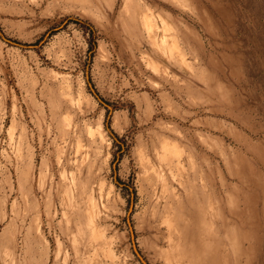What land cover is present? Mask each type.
I'll list each match as a JSON object with an SVG mask.
<instances>
[{"label": "rangeland", "instance_id": "rangeland-1", "mask_svg": "<svg viewBox=\"0 0 264 264\" xmlns=\"http://www.w3.org/2000/svg\"><path fill=\"white\" fill-rule=\"evenodd\" d=\"M0 264H264V0H0Z\"/></svg>", "mask_w": 264, "mask_h": 264}, {"label": "bare ground", "instance_id": "bare-ground-1", "mask_svg": "<svg viewBox=\"0 0 264 264\" xmlns=\"http://www.w3.org/2000/svg\"><path fill=\"white\" fill-rule=\"evenodd\" d=\"M79 146H80V144H79ZM165 146H167V145H165ZM76 147H78V146H76ZM78 149H79V147H78ZM78 149H76V152L78 151ZM164 149H166V148H164ZM173 150V149H172ZM176 151V150H175ZM163 152H165V150H163ZM77 153H79V152H77ZM81 153V152H80ZM160 153V152H159ZM174 153V152H173ZM83 154H85V153H83ZM167 154V153H166ZM176 154V153H175ZM167 156V155H166ZM165 156V157H166ZM182 156V155H181ZM164 157V158H165ZM174 157V156H173ZM82 159V158H81ZM166 159V158H165ZM169 159V158H168ZM168 159H166V160H168ZM87 160V159H86ZM170 160V159H169ZM77 161H78V159H77ZM174 161V160H173ZM84 162V161H83ZM168 162V161H167ZM180 163V161H177V164H179ZM87 164V163H86ZM172 164V163H171ZM179 165H181V164H179ZM153 167L154 166H152V169H153ZM154 171H155V174H154V177H155V179H158V181H160V185H162L163 187H166L168 184L165 182V180H166V176H165V171H163V169L160 167H156V168H154L153 169ZM153 177V176H152ZM154 179V178H153ZM74 180V179H73ZM162 187V188H163ZM160 188V187H159ZM162 191V190H161Z\"/></svg>", "mask_w": 264, "mask_h": 264}, {"label": "trees", "instance_id": "trees-1", "mask_svg": "<svg viewBox=\"0 0 264 264\" xmlns=\"http://www.w3.org/2000/svg\"><path fill=\"white\" fill-rule=\"evenodd\" d=\"M89 30H90V33H91V37L93 38L94 36H95V32H94V29H93V27L91 26L90 28H89ZM91 38V45H94L95 44V41H93V39ZM116 139H117V137H115ZM121 140H124V137L122 136V137H119Z\"/></svg>", "mask_w": 264, "mask_h": 264}]
</instances>
